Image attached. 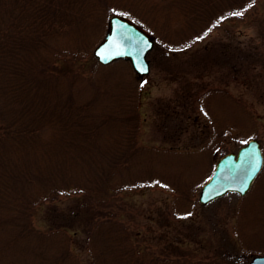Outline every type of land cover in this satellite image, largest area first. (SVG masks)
<instances>
[{"label":"trees","instance_id":"1","mask_svg":"<svg viewBox=\"0 0 264 264\" xmlns=\"http://www.w3.org/2000/svg\"><path fill=\"white\" fill-rule=\"evenodd\" d=\"M115 1L0 0V228L21 238L40 234L33 223L40 213L46 238L58 233L64 240L57 250L33 245V259L22 264H161L159 257L187 264L169 244L160 256L141 247L112 205L117 192L152 181L122 176L141 148L139 88L101 104L99 88L88 102L72 92L83 67L99 64L79 27L91 23V13H109ZM261 1L170 0L177 16L167 46L190 47L233 18L251 22ZM67 74L72 88L65 94L58 78ZM77 242L87 261L79 260Z\"/></svg>","mask_w":264,"mask_h":264},{"label":"rangeland","instance_id":"2","mask_svg":"<svg viewBox=\"0 0 264 264\" xmlns=\"http://www.w3.org/2000/svg\"><path fill=\"white\" fill-rule=\"evenodd\" d=\"M114 3L109 13H91V23L79 27L86 34L87 51L92 55L110 13L130 16L153 35L149 72L137 75L126 60L89 65L72 86L83 102L99 88L104 98L97 104L121 89L130 95L140 90L141 148L136 164L122 176L133 181L150 176L152 181L117 192L112 205L122 209L134 241L149 253L160 256L169 244L170 253L176 252L187 264H247L251 256L264 254V165L244 196L227 193L202 205L198 193L220 154L255 137L264 155V0L255 20L233 18L206 39L180 50L167 46L169 26L177 16V6L169 5L170 0ZM66 39L57 40L55 47H62ZM224 48L227 52L222 53ZM66 78L71 76L58 78L66 82L65 94L72 88ZM33 223L42 232L32 230L25 238L17 230L0 228V264L29 262L36 244L60 249L64 240L58 233L46 238L40 213ZM15 238L16 244L8 245ZM73 247L80 261L88 260L87 248L79 242ZM158 259L167 263L166 257Z\"/></svg>","mask_w":264,"mask_h":264},{"label":"water","instance_id":"3","mask_svg":"<svg viewBox=\"0 0 264 264\" xmlns=\"http://www.w3.org/2000/svg\"><path fill=\"white\" fill-rule=\"evenodd\" d=\"M152 47V34L146 28L129 16L112 14L107 19L104 35L94 45L92 53L103 65L120 58L128 60L134 71L143 75L150 69L147 53ZM263 162V153L257 138L248 139L236 151L220 155L210 176L199 189L198 201L207 204L227 192L246 194ZM245 183L247 187L241 192L239 189ZM247 264H264V254L252 256Z\"/></svg>","mask_w":264,"mask_h":264},{"label":"snow or ice","instance_id":"4","mask_svg":"<svg viewBox=\"0 0 264 264\" xmlns=\"http://www.w3.org/2000/svg\"><path fill=\"white\" fill-rule=\"evenodd\" d=\"M233 15H242V13H233ZM255 170V168H253V171ZM247 187V184L245 183L244 187H241L239 190L241 192H243L245 190V188Z\"/></svg>","mask_w":264,"mask_h":264}]
</instances>
